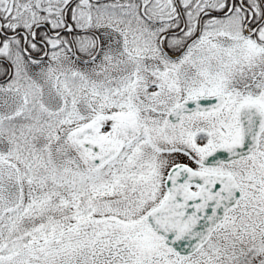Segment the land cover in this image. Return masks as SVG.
<instances>
[{
  "label": "snow or ice",
  "instance_id": "6c2138e0",
  "mask_svg": "<svg viewBox=\"0 0 264 264\" xmlns=\"http://www.w3.org/2000/svg\"><path fill=\"white\" fill-rule=\"evenodd\" d=\"M0 264H264V0H0Z\"/></svg>",
  "mask_w": 264,
  "mask_h": 264
}]
</instances>
